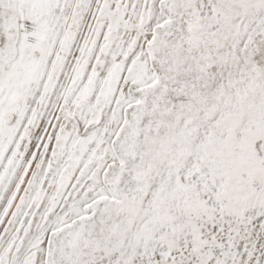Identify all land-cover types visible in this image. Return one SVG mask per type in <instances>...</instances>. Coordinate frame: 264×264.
I'll list each match as a JSON object with an SVG mask.
<instances>
[{"label":"snow or ice","instance_id":"snow-or-ice-1","mask_svg":"<svg viewBox=\"0 0 264 264\" xmlns=\"http://www.w3.org/2000/svg\"><path fill=\"white\" fill-rule=\"evenodd\" d=\"M0 264H264V0H0Z\"/></svg>","mask_w":264,"mask_h":264}]
</instances>
